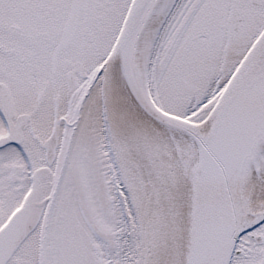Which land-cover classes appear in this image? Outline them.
I'll return each mask as SVG.
<instances>
[{
    "label": "snow or ice",
    "instance_id": "6c2138e0",
    "mask_svg": "<svg viewBox=\"0 0 264 264\" xmlns=\"http://www.w3.org/2000/svg\"><path fill=\"white\" fill-rule=\"evenodd\" d=\"M0 264H264V0H0Z\"/></svg>",
    "mask_w": 264,
    "mask_h": 264
}]
</instances>
